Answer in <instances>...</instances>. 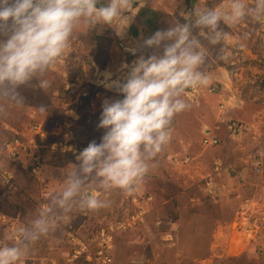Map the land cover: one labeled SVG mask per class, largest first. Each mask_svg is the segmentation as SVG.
<instances>
[{
  "label": "rangeland",
  "instance_id": "1",
  "mask_svg": "<svg viewBox=\"0 0 264 264\" xmlns=\"http://www.w3.org/2000/svg\"><path fill=\"white\" fill-rule=\"evenodd\" d=\"M158 1L144 0L131 22L129 33L140 55L155 51L142 46L155 31L166 30L175 21L188 22L184 15L190 5L211 8L216 4L213 0ZM219 28L238 43L245 38L239 33V23H221ZM231 36L226 39L229 44ZM199 38L207 49L201 66L209 78L204 89H220L218 81H225L223 86L233 93L227 110L236 111L227 117L264 132V123L258 124L251 116L260 106L264 111V75L252 68L251 55L239 50L237 58L243 60L231 66L234 52L225 55L230 47L224 40L211 45ZM127 62L106 27L81 25L74 30L67 54L46 72L47 89L21 86L18 91L24 100L20 105L0 98V243L18 239L16 228L26 225L48 203L46 193L59 190L63 173L78 163L79 151L89 142L99 143L104 132L97 127L102 102L121 98L112 86L105 85L124 79L127 68L122 65ZM201 97L197 103L185 98L189 106L172 118L167 143L131 192L101 191L106 207L63 213L47 235L28 245L19 264H93L87 253L75 251L79 250L78 239L84 243L96 239L101 229L109 239L112 264H264V151L258 176L248 160L255 147L249 132L231 139L224 128L217 130L222 142L215 147H201L199 134L189 144L178 141L176 120L179 123L188 115L194 118ZM245 103L251 117L238 115ZM191 121L194 125L197 118ZM33 124L42 126L40 136L34 135ZM13 138L29 145L18 159L2 151V144ZM184 157L188 163L181 162ZM216 163L221 168L215 172ZM145 196L150 199L145 201ZM90 251L92 255V246Z\"/></svg>",
  "mask_w": 264,
  "mask_h": 264
},
{
  "label": "clouds",
  "instance_id": "2",
  "mask_svg": "<svg viewBox=\"0 0 264 264\" xmlns=\"http://www.w3.org/2000/svg\"><path fill=\"white\" fill-rule=\"evenodd\" d=\"M143 3L0 0V37H4L0 38V98L20 105L21 86L47 89L50 82L45 74L67 54L76 28L111 26L120 36ZM246 15L264 19V0H254L252 5L230 0L226 6L196 8L191 17H185L188 22L175 21L143 41V47L155 51L139 55L131 66L122 65L128 69L124 79L105 85L115 86L121 98L102 102L97 127L104 132L99 143L89 142L79 151L78 163L63 173L59 190L46 193L48 203L26 225L16 228L18 239L0 243V264H19L28 245L47 235L63 213L106 207L101 191L134 189L167 143L172 118L189 106L185 90L208 84V75L201 70L207 49L199 37L216 45L226 36L219 25L237 24ZM40 110L46 109L41 105Z\"/></svg>",
  "mask_w": 264,
  "mask_h": 264
},
{
  "label": "built area",
  "instance_id": "3",
  "mask_svg": "<svg viewBox=\"0 0 264 264\" xmlns=\"http://www.w3.org/2000/svg\"><path fill=\"white\" fill-rule=\"evenodd\" d=\"M101 3H103V0H101ZM188 11H189V9H188ZM103 26H105V25H103ZM105 27L110 32H112V34L116 38L118 47L123 52L125 58L128 59V62L124 63V64L131 66L132 62H134L135 59L140 55L141 49L138 48L135 43L134 44L132 43L133 36L129 33V30H130L129 25L126 27V29H124V31L122 32V34L120 36L116 35L113 27H111V26H105ZM132 49H135V51H132ZM126 73H127V71L125 72V74ZM117 80L118 79H116L114 81H117ZM112 88L115 89V86H112ZM203 90H206L207 92L212 93L215 91V88L210 86V87H207L204 89V86H203V87H200L198 89H186L184 96L190 100H196L199 97L203 96ZM234 106H236V105L234 104ZM220 127L224 128L225 131L229 135H232L233 137H236V136H238L242 133H246V132L251 133V137L254 141H256V145L253 148V150H251L250 154H248V160L250 163L251 171L255 175L261 176L262 166H263L264 132L260 133L256 129H254L252 127H247V126H245V124H243L239 121H236V120H233L230 118H226L225 115L223 114V103L220 102L218 104V114L216 116L215 124L213 125L212 128H205V130L203 131V135L201 137V146L203 148L215 147V146L220 145L221 140L215 134V132L217 130H219ZM32 130H33L34 135L40 136L42 133V126L39 124H33ZM34 147H36V146L34 145ZM27 148L29 149V145L26 144L25 142L21 141L18 138H13V139L7 140L2 144V151L6 155H8L9 157L14 158V159H18L20 153L22 151H24V152L27 151ZM181 162L182 163H188L189 158L184 157V158H182ZM219 167H220V163H216L214 166V171H217L219 169ZM35 168H36V164H35ZM32 171L35 172L36 169H32ZM145 176H146V174H145ZM149 199H150V197L147 198L146 196L144 198L145 201L149 200ZM240 216H241L240 218L246 219V218H243L242 215H240ZM253 223H254V225L256 224L255 221ZM66 232H65L66 236H67V234L70 236L71 233L69 234ZM104 232L105 231L101 229V232L99 233L98 238L88 239L86 243H84V242H82V240L78 239L77 246L79 247V250L75 251V253L76 254H81V252L87 253L89 261H92L93 264H112V258L110 257V255L107 252V248H109V247L106 244V243H108L107 241H109V239L106 235H104ZM71 236L73 238V235H71ZM91 246L93 247L94 253L92 255H89L90 253H92V251H90ZM90 258H92V260Z\"/></svg>",
  "mask_w": 264,
  "mask_h": 264
},
{
  "label": "crops",
  "instance_id": "4",
  "mask_svg": "<svg viewBox=\"0 0 264 264\" xmlns=\"http://www.w3.org/2000/svg\"><path fill=\"white\" fill-rule=\"evenodd\" d=\"M184 1H188V3H190L191 0H184ZM205 1H207V0H205ZM213 1L216 2V4L213 7L226 6L230 2L228 0H213ZM158 2H159V4H162V0L158 1ZM245 3L248 5H252L254 3V0H245ZM133 5H134L133 7H136L135 3ZM195 8H198V6H195V5L191 6L190 5V7H188L186 10L187 12H185L186 15H184V18L187 15L191 14V11L194 10ZM188 9H189V11H188ZM154 12H156V11H154ZM156 13H158V12H156ZM137 14H138V12L136 13V15ZM134 17L132 18V20L134 19ZM132 20L129 23V29H130V25H132L131 24ZM239 33H242L245 36L244 39L239 38V43H238V40L236 42L234 36L229 35L230 33L229 34L227 33L225 38H224V41L226 42L227 37L231 36L230 38H231L232 43L229 44L228 42H226V44L230 48L226 47V51H225V55H226V53H228L230 51L234 52L235 57H234V59L230 60V65L234 66L235 62H240L243 60V57L241 59L237 58V55L239 53L238 51L242 50L244 53L251 55V58L254 61V62H252L253 63L252 68H254L255 71H257V73L259 75H262V74L264 75V19L256 20L253 17L246 15L239 22ZM250 48L252 50H250ZM254 52H257V54ZM241 54H243V53H240V55ZM217 68H220V67H217ZM234 75H236V77H237V76H239V73H234ZM236 77H233V79L235 78V80H236ZM224 82L225 81H223L222 79L219 80L218 83H220V85H221L220 89H218L215 86L214 88H215V90L216 89L217 90L212 92V93L207 92L206 90H205L206 92H203V96L201 97L200 102L198 103V105L195 106L196 110L193 111L194 118H192V117H190V115H188L189 117L188 116L185 117L179 123L176 120V123L174 124L175 125L174 130H176V132H177L176 137L178 138V141H180L182 143L189 144V142H191L193 138H196L195 136L197 134L201 135V137H202L203 131L205 130V128H212L213 125L215 124V121H216V116L218 114V104L220 102L223 103V114L225 115L226 118H229L230 116L234 115V113L236 111L230 112L227 110L228 105L231 104V99H232L233 93L231 90H228L227 88H225L223 86ZM240 85H241V83H240ZM239 94H240V89H239ZM212 97H214V99H215L214 101H211ZM184 98H186V97L184 96ZM186 99H188V98H186ZM188 100L191 102H194V100H190V99H188ZM197 100L198 99H196V103L199 101V100L198 101ZM216 101H219L217 105H215ZM246 106H247V103H245L244 108L242 107L243 109L241 108V110L239 111V114L237 112V114L239 116H243V118L248 117L252 114L248 111V108H246ZM225 113H227V114H225ZM227 115H229V117H227ZM251 116L257 118L256 122L258 124L264 123V111H263L261 106L257 109L256 112L254 111L253 115H251ZM196 118H197V121L193 125L192 124L193 122L191 120L196 119ZM198 118H200V121L198 120ZM262 126H264V124ZM172 128L173 127H171L170 129H172ZM252 128L256 129L260 133H263L255 127H252ZM220 129H222V127H220L219 130ZM233 138L234 137H232L231 139H233ZM254 142L256 145V141H254ZM263 151H264V146H263ZM220 168H221V166L219 167V169Z\"/></svg>",
  "mask_w": 264,
  "mask_h": 264
},
{
  "label": "bare ground",
  "instance_id": "5",
  "mask_svg": "<svg viewBox=\"0 0 264 264\" xmlns=\"http://www.w3.org/2000/svg\"><path fill=\"white\" fill-rule=\"evenodd\" d=\"M232 227H233L232 229L235 230V229H234V228H236V227H235V224H233Z\"/></svg>",
  "mask_w": 264,
  "mask_h": 264
}]
</instances>
